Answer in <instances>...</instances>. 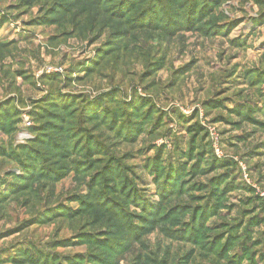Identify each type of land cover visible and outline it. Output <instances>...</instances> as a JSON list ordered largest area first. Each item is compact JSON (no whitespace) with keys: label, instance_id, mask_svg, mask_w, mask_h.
I'll list each match as a JSON object with an SVG mask.
<instances>
[{"label":"rangeland","instance_id":"rangeland-1","mask_svg":"<svg viewBox=\"0 0 264 264\" xmlns=\"http://www.w3.org/2000/svg\"><path fill=\"white\" fill-rule=\"evenodd\" d=\"M2 104L0 264H264V0H0Z\"/></svg>","mask_w":264,"mask_h":264},{"label":"trees","instance_id":"trees-1","mask_svg":"<svg viewBox=\"0 0 264 264\" xmlns=\"http://www.w3.org/2000/svg\"><path fill=\"white\" fill-rule=\"evenodd\" d=\"M5 104H2L0 105V130L2 131H6V130H9L11 132L14 131V126H10V122H12V116L11 115H8V113H5V112H8V109H5ZM36 135H38V137H41L43 135V133L41 131H39V129L36 131ZM90 142L92 144H96L97 142L94 141L93 138L90 139ZM34 143H37V142H33L31 143L32 145L31 146H28L26 147L25 149H18V150H11L9 152V154L7 153V150H5L4 148H1L0 147V157H4L6 154H8V156L10 158H15L16 161L18 162V164L23 167V169L25 171H27L28 169H30L31 167H34L32 166L33 164H38V162L40 163V173H42L45 168H46V165L43 164V159L40 158V160L36 157L35 155V152H34ZM98 144V143H97ZM99 145V144H98ZM8 157V158H9ZM26 159V161H25ZM41 161V162H40ZM118 173V171H117ZM8 176V174H6V177ZM125 181V179H124ZM102 191V194L100 195V200H105L108 201L111 205V202L115 199L113 198L111 195L109 196L107 191H104L103 192V189L101 190ZM101 191H98L101 192ZM104 210H109L108 208H105ZM112 209H110L109 211H111ZM126 222V221H125ZM121 223V222H120ZM128 223V222H127ZM127 223H123L122 225H125ZM121 225V231L125 232L126 236H128V238H132V240L135 239L136 241V236L135 238L133 237V232H132V229L129 228H126V227H123ZM130 230V231H129ZM120 232H118L119 234ZM125 235H123L125 237ZM114 242L113 245H122L120 246L119 248H123V250L121 252H124L125 250V247L124 245L122 244L123 242L121 240H117V239H113V240H109V242ZM58 244H70V241L66 242V240L64 241H61V242H57ZM58 247V246H57ZM130 247V245H129ZM108 248V247H107ZM21 254V252H19ZM23 254L25 255V260L31 262L30 264H55V259H54V256L53 255H48V254H44V253H40V252H37V254H34L33 256L30 255L28 252H23ZM22 255V254H21ZM22 255V256H24ZM138 257V255L136 256ZM59 258H57V262L56 264H64V262H66L67 264H110L107 259L104 257H95V256H88V257H82V256H77L76 258H74L73 260H71L72 258H70V256H68L67 258L63 259L62 260V263L59 262L58 260ZM78 259V260H77ZM136 259V258H135ZM143 259L142 257L141 258H138V262H140V260ZM152 262H156L154 259H150ZM136 263V262H135ZM158 264H163L162 262H158Z\"/></svg>","mask_w":264,"mask_h":264},{"label":"built area","instance_id":"built-area-1","mask_svg":"<svg viewBox=\"0 0 264 264\" xmlns=\"http://www.w3.org/2000/svg\"><path fill=\"white\" fill-rule=\"evenodd\" d=\"M29 138V135H27V134H21V140L20 141H25V140H27Z\"/></svg>","mask_w":264,"mask_h":264}]
</instances>
